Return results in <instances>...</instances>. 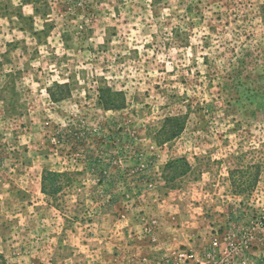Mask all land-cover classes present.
Returning a JSON list of instances; mask_svg holds the SVG:
<instances>
[{
	"label": "rangeland",
	"instance_id": "rangeland-1",
	"mask_svg": "<svg viewBox=\"0 0 264 264\" xmlns=\"http://www.w3.org/2000/svg\"><path fill=\"white\" fill-rule=\"evenodd\" d=\"M202 186L184 238L157 234ZM0 209L19 255L60 236L53 264H264V0H0Z\"/></svg>",
	"mask_w": 264,
	"mask_h": 264
},
{
	"label": "crops",
	"instance_id": "crops-1",
	"mask_svg": "<svg viewBox=\"0 0 264 264\" xmlns=\"http://www.w3.org/2000/svg\"><path fill=\"white\" fill-rule=\"evenodd\" d=\"M33 167L29 166V171L32 170ZM37 174V172H36ZM40 179V183L36 182V187H41V171L38 174V178L35 180ZM226 187L224 186L222 191L218 193L215 199H217L218 202H220V207L217 206V212L218 216H220V219H223V216H221V213L224 211V204L223 202L226 201V199L229 198V195L231 192L227 188V182ZM195 190V194L191 193V189H184V188H176L171 189L167 191V194L164 196L165 199L163 200L164 204L158 205V208H161V212L165 214V218H161V220L166 219L164 222L156 221V224L158 226V232L157 234H162L167 232V239L170 241V243H174L175 232H179L177 234H180V238L182 239L185 236V232L188 229V224L191 216V201L194 199H208V198H214V193L211 194L210 191L206 189L205 186H202L201 188H193ZM40 190V191H39ZM38 190V193L41 194L40 196L42 199V203L48 202V197L41 192V188ZM25 194V193H22ZM45 199V200H44ZM50 201V199H49ZM200 205V204H198ZM6 209L1 210L0 209V258L4 259L5 262L8 264L9 262H17L15 264H53L56 259H58V255H56V251L58 250V246H60V236H52L51 238L48 236L45 237L46 242L48 245H43L39 248H33L32 250L26 252L23 255H19L18 251H14L16 245V241L14 240L18 239V236L20 234V231H16V229H12L14 226L13 223H10L8 221L9 215H6ZM12 213V212H11ZM13 214V213H12ZM105 215L108 214L107 210L104 211ZM121 215V214H120ZM119 215V216H120ZM11 219V217H9ZM180 220V222H179ZM174 221L177 222L178 225L174 224ZM177 230V231H175ZM14 232L17 235H14ZM58 239V240H57ZM104 239V238H103ZM99 240L96 236L92 237V242H102V240ZM185 241V240H184ZM179 241V242H184ZM16 245V246H15ZM93 246H96L97 249H102L100 247V243H94ZM21 248V247H20ZM93 248V249H95ZM105 248V247H104ZM102 255H107V251L104 249L101 251ZM55 258V259H54Z\"/></svg>",
	"mask_w": 264,
	"mask_h": 264
},
{
	"label": "trees",
	"instance_id": "trees-1",
	"mask_svg": "<svg viewBox=\"0 0 264 264\" xmlns=\"http://www.w3.org/2000/svg\"><path fill=\"white\" fill-rule=\"evenodd\" d=\"M61 97L63 96H59V97H54V95H52V98L54 100H59ZM100 98V102L101 104L104 106V108L106 109H119L122 106L120 104H114L113 102H111L109 99L105 98V96L99 97ZM178 118L174 117V118H166L165 120V124L171 122V130L169 131V129L165 131V138L164 141H169L172 138H175L179 132L182 129L181 124L179 123V121H177ZM165 126V125H163ZM164 129V128H163ZM179 162H183V158L181 159H173L168 161L167 163H165L164 168L165 169H177V163ZM183 169L182 171L179 172V174H184L187 169L185 167V164L183 165ZM65 173H60L57 171H47L44 170L42 172L41 175V192L48 196V197H52L55 198L59 193L62 192L63 188L65 185H63L62 182V177ZM64 178V177H63Z\"/></svg>",
	"mask_w": 264,
	"mask_h": 264
}]
</instances>
